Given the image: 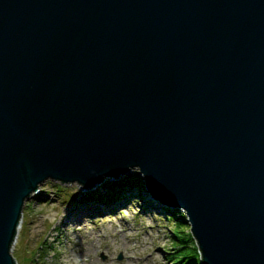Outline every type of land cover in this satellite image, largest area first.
Masks as SVG:
<instances>
[{
	"label": "water",
	"instance_id": "water-1",
	"mask_svg": "<svg viewBox=\"0 0 264 264\" xmlns=\"http://www.w3.org/2000/svg\"><path fill=\"white\" fill-rule=\"evenodd\" d=\"M131 169L201 264H264V0H0V264L45 180Z\"/></svg>",
	"mask_w": 264,
	"mask_h": 264
},
{
	"label": "rangeland",
	"instance_id": "rangeland-1",
	"mask_svg": "<svg viewBox=\"0 0 264 264\" xmlns=\"http://www.w3.org/2000/svg\"><path fill=\"white\" fill-rule=\"evenodd\" d=\"M105 185H112L117 196L110 202H95L110 206L124 197L120 206L116 202L114 207L103 208L84 218L83 225L66 221L65 209L93 202L85 199L88 194L104 196L110 192ZM80 188L77 183L62 185L45 180L23 203L10 248L15 264H74L71 257L79 255L83 264H172L171 232L188 231L186 217L181 210L148 201L136 169L116 179L105 178L90 191ZM178 217L182 219L176 220ZM89 244L95 248L90 249ZM85 249L88 253L84 255Z\"/></svg>",
	"mask_w": 264,
	"mask_h": 264
},
{
	"label": "trees",
	"instance_id": "trees-1",
	"mask_svg": "<svg viewBox=\"0 0 264 264\" xmlns=\"http://www.w3.org/2000/svg\"><path fill=\"white\" fill-rule=\"evenodd\" d=\"M113 186L112 185H105L104 189L109 190L110 192L108 193V191L104 194V198H102L101 196H99L98 194L91 193L88 194L85 199H87L88 201H99L101 203L103 202H110L112 200L115 199V196H117L116 194L118 192L113 190ZM117 188V187H116ZM142 188V187H141ZM120 191V189H119ZM94 194L96 195V197H94ZM167 211V210H166ZM169 212V211H167ZM182 219V217H178L176 218V220H180ZM171 250H172V264H201L200 263V257L198 254V250L195 247V244L192 240V238L190 237L188 231L185 232H176V231H172L171 232Z\"/></svg>",
	"mask_w": 264,
	"mask_h": 264
},
{
	"label": "bare ground",
	"instance_id": "bare-ground-1",
	"mask_svg": "<svg viewBox=\"0 0 264 264\" xmlns=\"http://www.w3.org/2000/svg\"><path fill=\"white\" fill-rule=\"evenodd\" d=\"M96 190V189H95ZM89 193V192H88ZM104 193V192H103ZM126 193V192H125ZM128 194L130 193V192H127ZM132 193V192H131ZM123 194V193H122ZM124 200H125V198L124 197H120V198H118L117 199V201L115 200L110 206L108 205V206H101L100 204L101 203H99V202H95V201H93V202H86V204L85 203H81V204H78V206H74V205H72V206H70V207H68L67 209H65V211H64V216H65V219H66V221L67 222H76V224H82L83 225V220H84V218H86V217H88V216H90V215H92V214H94L95 215V213H97V212H100L103 208L104 209H108V208H111V207H114L113 205L117 202V205H121L123 202H124ZM149 200H152L150 197H149V199H148V201ZM26 202V201H25ZM151 202V201H150ZM152 203H156L154 200H152ZM157 203H159V202H157ZM107 204H109V203H107ZM147 203L145 202V205H146ZM160 205V204H159ZM158 205V206H159ZM100 207H102V208H100ZM110 211V210H109ZM91 217V216H90ZM76 226V225H75ZM76 229V228H75ZM126 244V243H125ZM125 244H121L120 246L121 247H123ZM126 246V245H125ZM89 248L90 249H94L93 248V246H91L90 244H89ZM124 248V247H123ZM88 253V249H85L84 250V252H83V254L85 255V254H87ZM81 258H82V256H78L77 258H75V257H71V261L72 262H74V264H75V262L76 261H78V263L79 264H83V262L81 261ZM86 263V262H85ZM93 264V263H92Z\"/></svg>",
	"mask_w": 264,
	"mask_h": 264
}]
</instances>
